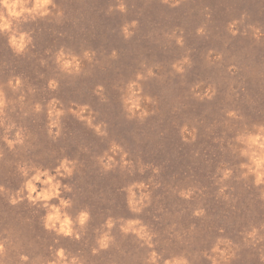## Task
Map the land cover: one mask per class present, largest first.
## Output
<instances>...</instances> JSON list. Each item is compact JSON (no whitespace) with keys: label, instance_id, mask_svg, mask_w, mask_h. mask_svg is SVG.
Segmentation results:
<instances>
[{"label":"rangeland","instance_id":"rangeland-1","mask_svg":"<svg viewBox=\"0 0 264 264\" xmlns=\"http://www.w3.org/2000/svg\"><path fill=\"white\" fill-rule=\"evenodd\" d=\"M0 264H264V0H0Z\"/></svg>","mask_w":264,"mask_h":264}]
</instances>
